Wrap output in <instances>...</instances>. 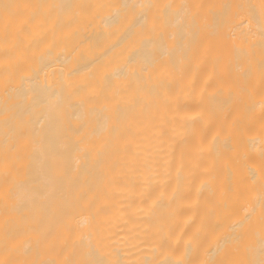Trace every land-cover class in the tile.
I'll list each match as a JSON object with an SVG mask.
<instances>
[{
  "label": "bare ground",
  "instance_id": "1",
  "mask_svg": "<svg viewBox=\"0 0 264 264\" xmlns=\"http://www.w3.org/2000/svg\"><path fill=\"white\" fill-rule=\"evenodd\" d=\"M247 230L264 0H0V264H232Z\"/></svg>",
  "mask_w": 264,
  "mask_h": 264
},
{
  "label": "rangeland",
  "instance_id": "2",
  "mask_svg": "<svg viewBox=\"0 0 264 264\" xmlns=\"http://www.w3.org/2000/svg\"><path fill=\"white\" fill-rule=\"evenodd\" d=\"M224 210L220 215L214 213V220H224ZM220 216V217H219ZM238 220L245 219L244 216L237 217ZM218 259V257H217ZM232 264H264V235L256 231H245L243 234V245L241 254L231 262Z\"/></svg>",
  "mask_w": 264,
  "mask_h": 264
}]
</instances>
